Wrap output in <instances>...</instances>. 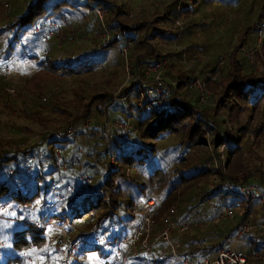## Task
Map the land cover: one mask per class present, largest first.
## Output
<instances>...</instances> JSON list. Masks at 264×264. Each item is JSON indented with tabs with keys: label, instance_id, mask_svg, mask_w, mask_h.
Returning a JSON list of instances; mask_svg holds the SVG:
<instances>
[{
	"label": "trees",
	"instance_id": "16d2710c",
	"mask_svg": "<svg viewBox=\"0 0 264 264\" xmlns=\"http://www.w3.org/2000/svg\"><path fill=\"white\" fill-rule=\"evenodd\" d=\"M194 4H197V0H192L191 5ZM93 8L106 10L109 13L105 23L107 30L113 33L108 49L99 51L102 55L115 48L121 41L126 40L130 43L135 42L137 48H145V51L142 52L143 55L135 58V61H138L140 65L154 64L159 59L164 58L146 40L147 37L148 39L161 38L162 32L155 29L149 30V26L145 22L127 26L119 19V17L124 16L123 12L110 0H32L25 13L20 17H15L12 24L8 26L14 29V35L10 37V44L3 48L0 54L4 60L9 58L13 47L17 44L22 45L21 38L24 35L39 41V34L33 36L28 34L29 30H33L35 26L55 20L72 23L74 15H79L83 19V15L87 14L85 11L92 14L96 19L92 11ZM171 8L168 16L162 17L161 21L168 20ZM179 15H182L181 11ZM263 26L264 17L262 16L253 28L257 32ZM149 31L150 34H148ZM0 33L2 32L0 31ZM239 47H242V44ZM30 48H32V44L28 49ZM260 51L264 53V35L261 40ZM93 52L96 51H89L86 54L93 55ZM23 57L36 67H34L32 78L43 73V71L51 72L55 75V79L60 78L61 75L73 77L82 72H87L85 69L89 68V66L84 68L86 63L77 65L65 60L48 62L47 59H43L39 61L38 56L33 52ZM244 62L239 57L237 49H233L227 54L222 75L210 89L211 97L216 102L210 112L206 108H200L191 101H185L180 97L188 82L196 77L195 74L207 69H202L200 72H196L195 69L186 72L169 69V76H172L171 78L176 82L173 96L169 99V105L173 112L169 114L149 109L138 112L136 109L134 110L135 106L130 102V99L118 103L120 100L114 101L111 96L105 93L89 96L85 107L83 106L85 111L82 117L76 120H83L88 116L94 118L97 114L95 122L99 124L107 121L111 115H115L117 119L137 117L135 140L130 146V142L124 134L108 132L102 128L82 131L74 135L46 134L38 144V150L33 146H23L12 150L10 149L11 143L0 141V210L6 209L15 213V218L12 219L18 222L10 225L0 224V241L2 243L0 264H25V257L22 253L29 255L31 249L40 260L49 256V264H67L58 253L46 247L42 231L34 227L35 223L41 224L48 219L55 222H73V220L80 219L87 213L95 212V220L86 223L81 232L78 233L77 230L69 241L77 239L94 240L100 236L118 240L127 234L130 225L138 221V213L137 217L134 218L133 212L136 199L142 197L144 203L148 199L147 197L153 193L159 194L155 201L156 209L151 216L155 233L167 224L165 217L168 216L173 235H178L181 239L180 256L193 258L196 261L213 258L216 252L223 247L225 240L230 238L237 228L248 220L249 214H253V223L259 222L260 209L258 203L256 201L245 202L242 198L228 193L222 186L221 180V183L219 182L218 185L212 186L210 189L203 188L196 205H188L184 209V213L179 214L176 212L178 193L181 194L182 191L191 188L199 189L202 184L206 183L209 173L203 168L198 169L195 165L184 164L180 169L173 166L172 173L177 175L172 177L169 167L174 160L183 161L187 149L204 145L206 133L210 135L209 143L212 146L223 145L226 149L222 168L227 170L228 175H230L226 177L229 180L235 177L236 173L234 172L244 171L238 162H242V160L239 161V155L242 153V143L246 136L252 134L253 144L256 146L262 144L264 151V142H260L263 139L264 126L257 129L248 122L238 126L236 121L237 113L248 111L255 113L264 106V76L254 73ZM207 71L212 72L213 68H209ZM4 97L3 94V97L0 98V109H11L12 106L3 101L5 100ZM133 99L136 100V96H133ZM26 107L29 109L24 111V115L30 118L35 117L39 124H45L51 120L42 117L40 112L45 113L44 116L55 114L67 116V119L70 117L64 110L52 108L48 104H45L46 108H42L36 103ZM99 109L101 112L98 113ZM129 112L132 113L129 114ZM118 113L122 116L116 115ZM194 116L196 117L195 122ZM233 127H236L234 140L231 138ZM172 133L178 137V143H175L174 147L182 148L180 154L171 156L172 149L168 148L163 149L162 153L159 154L155 143L164 134ZM92 143L94 146L100 145L102 149L96 151L94 146H91ZM119 146L126 150V155L118 153ZM72 148L78 149L82 153L77 156L78 161L76 162L74 157H70L68 160L62 159V163L68 164L69 172L58 176L54 168V152L58 150L64 153L67 150L71 151ZM114 152L116 154L113 157V163L104 164V168L100 167V160L105 155ZM250 153L247 151L248 155ZM204 161L205 159L202 160V162ZM143 164H148L151 170H141L140 165ZM25 166H29L30 170L26 171ZM133 167L137 168V175L125 178L124 172ZM142 171L147 173L145 184L137 182ZM81 173H87L89 177H92L90 189L82 190L78 196L65 200L62 203L61 211L58 212V204L50 192L51 185L57 184L62 188L66 185L75 187ZM253 175H258V179L264 185V172L262 170L256 169L250 172L247 180H250ZM93 176H96V181ZM218 176L220 178L219 172ZM202 181L204 182L202 183ZM200 202H204V215H206L207 220H212L224 208L234 212L233 220L224 225L220 222L210 223L206 227H211L212 231L202 234L201 231L206 228H195L194 224L200 220H197L192 214ZM46 203H52V208L45 209ZM210 204L213 205V208ZM172 206H175L173 213L170 212ZM120 209L124 215L117 217L116 211ZM123 223L126 225V229L121 227ZM184 225L186 229L182 233H177V229ZM217 225L222 227L217 229ZM7 232L9 237L4 239ZM200 240H205L207 244L203 251H198L195 248V243ZM239 240L245 244V254L249 261L252 264H262L264 244L261 232L254 229ZM160 249H164L163 244H157L151 256L140 253L136 257L130 258L125 264H179L172 260L166 252L159 256L158 251ZM94 251L97 250L92 247L79 250L77 253L78 261L81 264H92L87 256ZM96 253L103 260L101 264H112L111 250ZM254 254L260 256L257 262L253 260Z\"/></svg>",
	"mask_w": 264,
	"mask_h": 264
},
{
	"label": "rangeland",
	"instance_id": "374dc122",
	"mask_svg": "<svg viewBox=\"0 0 264 264\" xmlns=\"http://www.w3.org/2000/svg\"><path fill=\"white\" fill-rule=\"evenodd\" d=\"M110 1L121 9L124 16L119 17V19L127 26L145 22L149 26V30L155 29L162 32L161 38L148 39L147 37L146 40L150 46L154 47L159 54L164 56V58L159 59L155 63L164 64L160 76L168 84L169 99L173 96L176 87V82L171 78L172 76H169V69L183 72L190 69H195L196 72H200L202 69L208 70L209 68L215 70L216 62L217 64L219 62L218 59L224 57V61L218 71H212L213 73L209 79H207V75L211 73L210 71L205 70L195 74L196 77L188 82V85L180 95L183 100L191 101L196 106L206 108L210 112L216 105L215 100L211 97L210 89L213 83L217 82L222 75L226 56L233 49L238 50L239 57L243 59V62L245 61L244 63L248 65L249 69L259 76H264V53L260 51L264 26L257 32L253 28L261 17H264V0H197V4L194 5H191L192 0H166L157 7L153 5V0ZM31 3L32 0H0V31L2 32L0 33V51L10 44V37L14 35V29L8 26L12 24L15 17L22 16ZM170 8L171 13L168 20L161 21L162 17L168 16ZM180 11L182 15H179ZM85 13L87 14L83 15V19L79 15H74L72 23L55 20L35 26L33 30H29L28 34L29 36L39 34V41H35L33 37L24 35L21 38L22 45L17 44L14 46L8 56L9 58L4 60L0 54V67L6 65L9 68L8 81L0 82V98L4 94L5 100L3 101H5V104L12 106L11 109H0V141L11 143L12 147L10 149L33 146L38 150L37 146L46 134L74 135L82 131L100 128L108 132L124 134L130 142L129 146L135 140V122L137 117L132 118V116L130 119H124V117L117 119L115 115H111L107 121L105 120V122L99 124L95 122L97 114L94 118L88 116L83 120H76L82 117L85 111L83 106L85 107L87 98L101 93L111 96V99L114 101L120 100L118 103L130 99V102L135 106L134 110L144 112V107L139 103L140 99L139 95H137L141 92L142 86L139 85L137 87L129 82L127 78L131 74L133 76L134 72L140 74L147 66L140 65L138 61H135L136 57L143 55L142 52L145 51V48H137L135 42L130 43L127 41L129 43H123V45L127 44L123 46L127 49L122 56L120 55V50L123 47H118V44L115 48L106 51L105 55H102L99 51L108 49L113 35V33L107 30L105 23V19L109 16V13L105 10V16L102 19L104 28L101 27L99 21L92 14L87 11ZM4 29L8 31H4ZM104 29L107 33L105 38L103 37ZM148 34H150V31ZM102 43H105V45H102ZM31 44L32 48L28 49ZM241 44L242 47H239ZM89 51L96 52H93V55H90V53L86 54ZM31 52L38 56L39 61L43 59H47L48 62L65 60L77 65H84L86 63L87 65L84 68L86 66H89V68L85 69L87 72H82L73 77L61 75L60 78L55 79V75L51 72L43 71V73L32 78L35 66L23 57ZM165 54L177 55L171 56ZM86 55L88 56L86 57ZM250 56H252L254 64L250 61ZM194 80L201 82L203 89L207 92V98L203 102L200 101L198 93L192 87ZM5 89L13 90V94H8ZM133 96H136V100L133 99ZM55 100L58 101L56 102ZM29 103H36L42 108H46L45 104H48L52 108L64 110L70 117L67 119V116H57L55 114L44 116L45 113L42 114L40 112L42 117L45 119L50 118L51 120L45 124H39L35 120V117L30 118L24 115V111L29 109V107H26ZM45 110L47 112V109ZM97 112L99 113L101 110L99 109ZM172 112H168L167 114ZM131 113L129 112V114ZM116 115L122 116L120 113ZM193 120L194 122L196 121L195 116ZM236 121L238 122V126H242L248 122L257 129L262 128L264 126V106H262L260 111L255 113H250L249 111L237 113ZM114 122L125 124L130 128L128 132H132L121 133L115 130L112 127ZM39 127L42 128V131L37 130ZM69 129L71 130L70 132L67 131ZM235 130L236 127L231 129L232 140L235 138ZM204 136V145L187 149V154L183 158V161L174 160L173 164L170 163L169 165L172 177L177 175L172 173L173 166L180 169L184 164L188 166L195 165L198 169L203 168L209 173L206 183L202 184L204 182L202 181L199 189L191 188L182 191L181 194L178 193L176 212L179 214H183L184 209L188 205H196L203 188L210 189L212 186L214 187L219 184V178L213 176L214 174H218L216 172L221 173L225 177L230 176L227 170H223L222 168L225 160V147L223 145L219 147H216V145L212 146L209 143L210 135L206 133ZM260 142H264V135ZM175 143H178L177 136L173 133L164 134L163 137L157 140L155 147L159 154L162 153L163 149L168 148L172 149L171 156H177L180 154L182 148L174 147ZM92 145L94 146V143ZM94 149L100 151L102 147L97 144L94 146ZM247 151L251 152L250 155L247 154ZM56 152L55 150L54 158L55 162L59 164H63L61 162L62 159L68 160L70 157H74L76 162L78 161L77 156L82 153L80 150L72 148L71 151L67 150L64 153L59 151L57 158ZM115 154L114 152L105 155L100 160V167L104 168V164L113 163L111 157H114ZM203 159H205L204 162H202ZM241 160L242 162H238V164L244 171L234 172L236 173L235 176H243L247 180L249 173L256 169L264 172V151L262 144L260 146L254 145L252 134H249L243 140L242 153L239 155V161ZM64 167L66 170L61 176L69 172L68 164L64 163ZM140 169L151 170L148 164L140 165ZM83 174L87 175V173H81V175ZM146 174L143 171L141 172L140 177L137 178L139 184H145ZM134 175H137V168L135 167L128 168L124 172L125 178ZM93 177L96 181V176ZM89 178L92 183V177ZM253 183H256L260 189L264 190V185L258 179V175H253L247 181V184ZM89 186L88 188L90 189ZM158 196L159 194L153 193L147 198L153 200L156 204L155 201ZM142 203V197L136 199L133 205L134 218L137 217ZM116 215L120 217L124 213L120 209L116 211ZM12 218H15V213L9 212L6 209L0 210V222H2L0 224L10 225L18 223ZM95 218L96 213L91 212L85 214L80 219L73 220L71 224L74 226V229L68 231V239H72L77 230L78 233L81 232L84 225L93 222ZM121 227H125L126 229L124 223L121 224ZM221 227V225H217V229ZM46 230L48 236L54 234L52 229L46 228L45 232ZM210 231H212L211 227H206L201 232L203 234ZM8 237L7 232L4 239H8ZM0 247H2L1 241ZM231 248L243 252L246 251L245 244L241 240H231ZM96 252L99 251L91 252L87 257L91 260L92 264H101L103 260H101ZM22 255L25 257V264H27L28 259L40 260L32 249L31 254L26 255L22 253Z\"/></svg>",
	"mask_w": 264,
	"mask_h": 264
},
{
	"label": "built area",
	"instance_id": "2783aa9c",
	"mask_svg": "<svg viewBox=\"0 0 264 264\" xmlns=\"http://www.w3.org/2000/svg\"><path fill=\"white\" fill-rule=\"evenodd\" d=\"M166 0H153L154 6H160ZM93 13L96 16V19L101 24V27L104 28L102 19L105 16V11L93 8ZM106 30H103V37H106ZM123 43H129L123 41L118 44V47H123ZM105 45V43H102ZM127 48L123 47L120 50V55L122 56L125 53ZM250 61L254 64L252 56L249 57ZM224 57L218 59V64L216 62L215 70L218 71L219 67L222 65ZM163 63H154L147 65L144 70L139 73L132 74L127 78L129 82L133 83L137 87L141 85V92L138 93L140 104L144 107V110H153L157 112H171L172 108L169 105L170 92L168 90V84L160 76L161 70H163ZM213 70V72L215 71ZM9 68L6 65L0 67V82L8 81ZM208 73L207 79L210 78V75L213 73ZM192 87L198 93L200 101L203 102L207 98V92L203 89V84L198 80L192 82ZM9 89V88H7ZM5 89V90H7ZM12 89V88H11ZM7 93L12 95L13 90H7ZM27 105H30L27 104ZM139 107V106H137ZM112 127L115 130L120 131L121 133L128 132L130 129L125 124L119 122H114ZM37 130L42 131V128L39 127ZM70 132L71 130H67ZM129 131L128 133H131ZM57 158L59 151L57 150ZM118 153L121 155H126V150L121 146L118 147ZM113 159V157H111ZM110 158V159H111ZM111 159V160H112ZM57 175H61L65 172L66 168L63 164L55 162L54 165ZM216 168V167H215ZM264 168V167H263ZM217 169V168H216ZM25 170L29 171L30 167L25 166ZM216 172L215 170H213ZM218 173V172H216ZM214 174L217 176L219 181H222V186L225 190L239 198H242L245 202L256 201L258 203L260 214L258 215L259 222L253 223V214L248 215V220L244 222L241 226L237 228L235 233L225 240L223 247L216 252L213 258H204L203 260L196 261L193 258L180 256L179 251L181 248V239L178 235H173L172 227L169 224V217H165V222L167 223L159 232L155 233V227L152 222V213L156 209V204L153 200L147 199L140 207L138 211V221L128 227L127 234L119 238L118 240H112L106 236H100L94 240L91 239H77L75 241H69L68 231L74 229V226L71 222H55L51 219L46 220L45 222L39 224L35 223L34 227L42 231V237L46 241V247L52 249L64 260L67 264H81L78 261L77 253L79 250H86L87 248H96L97 251H106L111 250V262L112 264H125L130 258L136 257L140 253L145 256H151L154 248L157 244H163L164 249L158 251L159 256H162L165 252L179 264H252L245 252L241 250H234L231 248V240H239L244 235L250 233L252 230L256 229L261 232L264 244V191L259 188L256 183L247 184L245 177L235 176L233 179L229 180L221 173ZM91 183V179L88 175L83 174L78 178L77 186L73 187L71 185H66L63 188L57 184H53L50 187V192L55 198V202L58 204L57 211L60 212L62 208V203L67 200L74 198L79 195L82 190L88 188ZM79 184V185H78ZM213 208V205L210 204ZM45 209L52 208V203H46L44 205ZM175 211V206H172L170 212ZM193 216L200 220L194 224V227L197 229H204L210 223H223L233 220L234 212L228 208H224L222 212L217 214L212 220H207L205 214L204 202H200L198 206L192 211ZM204 220V222H203ZM52 229L54 234L48 236L47 230ZM186 229V226L179 227L177 233H182ZM206 241L200 240L195 243V248L198 251H203L206 247ZM260 256L254 254L253 260L258 261ZM50 257L46 256L42 260H27V264H49ZM264 264V260L263 263Z\"/></svg>",
	"mask_w": 264,
	"mask_h": 264
}]
</instances>
